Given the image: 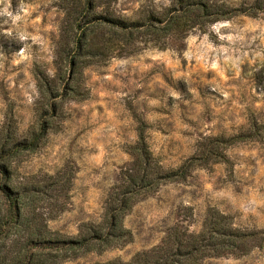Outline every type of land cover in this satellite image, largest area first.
Masks as SVG:
<instances>
[{
  "label": "rangeland",
  "instance_id": "rangeland-1",
  "mask_svg": "<svg viewBox=\"0 0 264 264\" xmlns=\"http://www.w3.org/2000/svg\"><path fill=\"white\" fill-rule=\"evenodd\" d=\"M203 1L252 15L160 41L137 33L131 44L127 34L103 27L91 54L76 57L73 43L90 27L89 18L78 15L77 28L61 0H0V137L10 123L22 140L44 136L39 149L6 165L16 184L61 182L47 206L52 231L75 238L83 225L102 222L131 168L141 123L161 165L188 168L185 181L164 183L136 202L124 220L130 243L68 254L65 264L129 262L159 246L172 229L200 232L210 209L238 228L264 232V136L228 147L230 165L198 159L208 138L264 125V0ZM175 8L174 0H113L97 12L145 22ZM76 88L83 93L77 98L71 95ZM8 181L0 174L1 183ZM200 264H264V243L246 256Z\"/></svg>",
  "mask_w": 264,
  "mask_h": 264
},
{
  "label": "trees",
  "instance_id": "trees-1",
  "mask_svg": "<svg viewBox=\"0 0 264 264\" xmlns=\"http://www.w3.org/2000/svg\"><path fill=\"white\" fill-rule=\"evenodd\" d=\"M61 0L66 16L75 27L80 28L82 20L89 18L90 27L74 41L76 57H86L95 49V40L104 27L114 35L127 34L126 43H132L135 34H147L156 41L188 33L207 23L229 20L236 15H252L241 9L212 4L203 0H174L175 8L164 17L155 15L145 22L116 18L110 11L98 13L102 6H110L113 0ZM83 7V8H82ZM134 40V39H133ZM44 85L40 84V89ZM44 95H51L47 89ZM73 97L83 95L80 88L71 89ZM57 110L53 109L55 113ZM145 125L140 124L139 139L130 148L133 157L131 168L122 176L121 185L111 196L102 222L88 223L81 227L75 238L62 236L49 227L51 217L47 206L53 205L55 194L61 182L49 186L28 181L16 184L13 170L6 162L22 152L36 151L42 145L44 136L35 133L28 140L17 135L16 128L8 124L0 137V174L9 181L0 182V264H65V256H78L81 252L99 248L101 252L123 247L132 241V234L124 226V220L140 198L155 191L162 184L185 181L188 168L166 169L151 152ZM264 136V125L253 123L250 132L231 138H208L200 143V161L207 164L230 165L225 151L228 147ZM195 160V159H193ZM188 163L190 167L195 162ZM48 185V184H47ZM264 232L250 231L235 226L233 219L216 209H210L200 232L189 229H172L162 243L151 250L136 254L129 262L121 260L100 264H200L210 258L227 256L241 257L255 247L263 245Z\"/></svg>",
  "mask_w": 264,
  "mask_h": 264
}]
</instances>
